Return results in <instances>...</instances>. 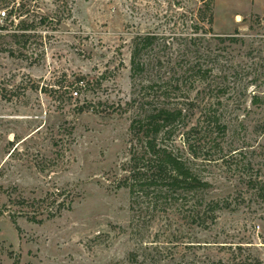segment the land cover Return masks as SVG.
Returning <instances> with one entry per match:
<instances>
[{
    "label": "rangeland",
    "instance_id": "obj_1",
    "mask_svg": "<svg viewBox=\"0 0 264 264\" xmlns=\"http://www.w3.org/2000/svg\"><path fill=\"white\" fill-rule=\"evenodd\" d=\"M212 1L195 30L200 0H34L35 35L0 40V264H264V0ZM160 105L196 152L178 133L196 182L161 195L119 184Z\"/></svg>",
    "mask_w": 264,
    "mask_h": 264
},
{
    "label": "trees",
    "instance_id": "obj_2",
    "mask_svg": "<svg viewBox=\"0 0 264 264\" xmlns=\"http://www.w3.org/2000/svg\"><path fill=\"white\" fill-rule=\"evenodd\" d=\"M34 0H0V5L10 6V11H6V19L15 16L20 18L17 24L18 31L16 29L12 32H2L4 27H0V40L12 38L19 44H27L29 39L35 35L31 33L34 30L33 23L28 19L29 13L33 11ZM201 5L198 7L197 15L192 24L195 26V30H198L203 25L201 23H207L211 25L213 23V1L212 0H200ZM56 6L57 10H67L70 12V0H51ZM48 15L41 16V20L45 21ZM51 19L62 21V17L58 16V12L55 17ZM151 38L150 35L143 36L142 48ZM233 39V37H230ZM147 41V42H146ZM141 49L138 47L133 49L132 53V71L136 75L141 71L147 69L146 61L139 57ZM159 61V60H158ZM150 65V64H148ZM82 83L79 79L77 86ZM84 84V83H82ZM75 95L78 94L76 87L73 90ZM189 116V109L185 106L178 105H160L155 109H145L143 113H139L132 119L130 128L133 136H136L139 141L140 150L138 153L131 154L130 164L128 165L129 174L119 183L121 186L129 187L133 186H154L159 189V194L166 193V189L175 188L178 189L181 185L186 184L191 186L190 183L196 182V177L191 174L188 167L189 158L183 156V151L179 149L177 144L178 133L182 134L183 143L186 144L188 153L193 157L196 156L194 148L188 142L186 135L189 130L184 131L186 125V119ZM214 124H212V127ZM192 129H194L192 127ZM190 183H189V182ZM133 182V183H131ZM167 194V193H166ZM208 204L204 211L199 212L191 211L190 216L192 220L200 225H204L206 220H215L216 205ZM214 205V206H213ZM49 216H52V212H48ZM208 217V218H207ZM31 220L41 222L42 219H38L36 214L29 217Z\"/></svg>",
    "mask_w": 264,
    "mask_h": 264
},
{
    "label": "built area",
    "instance_id": "obj_3",
    "mask_svg": "<svg viewBox=\"0 0 264 264\" xmlns=\"http://www.w3.org/2000/svg\"><path fill=\"white\" fill-rule=\"evenodd\" d=\"M1 15H2V18H6V12L5 11H2Z\"/></svg>",
    "mask_w": 264,
    "mask_h": 264
}]
</instances>
